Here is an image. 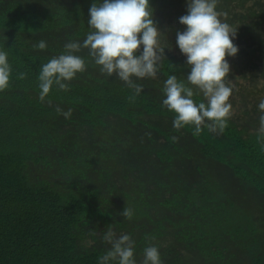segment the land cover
Listing matches in <instances>:
<instances>
[{"label": "trees", "instance_id": "obj_1", "mask_svg": "<svg viewBox=\"0 0 264 264\" xmlns=\"http://www.w3.org/2000/svg\"><path fill=\"white\" fill-rule=\"evenodd\" d=\"M94 2L0 0V49L12 68L0 90V264H99L108 230L130 235L136 264L152 245L163 264H264V0H218L221 21L237 30L225 82L242 117L197 135L174 129L162 104L170 75L204 101L176 45L186 0H150L165 49L140 95L82 48L85 71L39 100L41 66L85 39Z\"/></svg>", "mask_w": 264, "mask_h": 264}, {"label": "clouds", "instance_id": "obj_2", "mask_svg": "<svg viewBox=\"0 0 264 264\" xmlns=\"http://www.w3.org/2000/svg\"><path fill=\"white\" fill-rule=\"evenodd\" d=\"M187 12L179 17L178 22L184 26L176 33V45L190 67L186 81L202 93L204 101H194L192 87L170 75L164 81L163 106L174 113L173 128L181 129L193 126V134L202 131L207 125L209 131H215L216 125L224 126L231 113L229 98L233 89L228 80L230 64L226 57H235L239 46L234 43L237 30L222 22L217 11L218 0H186ZM90 31L83 41H70L65 44L64 52L54 56L41 66L39 71V100L45 102L53 87L67 90L68 82L86 69L85 58L78 55L87 49L88 56L100 67L102 74L115 75L134 95L143 92L138 81L155 78L159 72L164 49L161 47L163 32L153 19L150 0H97L89 8L87 21ZM38 47L44 50L45 41ZM12 68L8 53L0 49V90L8 87ZM25 73L18 78L24 79ZM260 129L264 133V100L258 104ZM56 111L68 119L71 109ZM264 148V143H262ZM133 210L125 207L122 216L131 219ZM111 248L100 257L99 264H136L135 242L128 234L118 238L112 230L103 237ZM142 264H163L158 246L143 249Z\"/></svg>", "mask_w": 264, "mask_h": 264}, {"label": "rangeland", "instance_id": "obj_3", "mask_svg": "<svg viewBox=\"0 0 264 264\" xmlns=\"http://www.w3.org/2000/svg\"><path fill=\"white\" fill-rule=\"evenodd\" d=\"M233 113V116L239 115V117H242V114L238 109H231V114Z\"/></svg>", "mask_w": 264, "mask_h": 264}]
</instances>
